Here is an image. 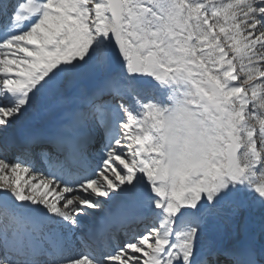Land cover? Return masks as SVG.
Here are the masks:
<instances>
[{"label": "snow or ice", "instance_id": "snow-or-ice-1", "mask_svg": "<svg viewBox=\"0 0 264 264\" xmlns=\"http://www.w3.org/2000/svg\"><path fill=\"white\" fill-rule=\"evenodd\" d=\"M0 264H264V0H0Z\"/></svg>", "mask_w": 264, "mask_h": 264}]
</instances>
